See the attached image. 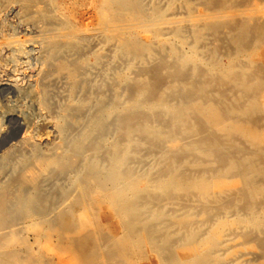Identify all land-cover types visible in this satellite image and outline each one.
Returning <instances> with one entry per match:
<instances>
[{
  "label": "bare ground",
  "instance_id": "1",
  "mask_svg": "<svg viewBox=\"0 0 264 264\" xmlns=\"http://www.w3.org/2000/svg\"><path fill=\"white\" fill-rule=\"evenodd\" d=\"M3 1L0 0V4ZM25 1L28 3L27 5H30L33 0ZM200 1L204 8L198 15V21L193 28V36L198 47H195L191 53L187 52L188 54L184 55L185 51H183V54L181 53L182 50L180 52V49H184L180 44L182 48L178 47L179 50L173 44L168 45L165 42H161L155 47L151 42L142 43L138 35L151 33L155 38H158L169 30L171 32L169 33L174 37L184 40L186 38L187 19L185 17L188 15L187 13H185L187 14L185 17H173L170 14L172 5L165 7L159 1H155L151 5L149 15L140 16L136 12L138 6L136 0H105L104 8L110 10V15L101 18L97 26L87 25L86 29L94 30L131 56L143 55L146 58L149 55L152 58L156 53H162L160 60L147 68L146 71H141L143 73L140 72L141 76L138 75L139 72L136 73L133 70L132 73L134 72V75L136 73L139 77L132 79L133 76L131 77L127 73L122 74V79L130 84L128 86L132 89L130 94L132 93L134 100L132 103L129 102V105L124 106L126 113L122 117L121 115L118 116L121 119H117V122L114 121L113 124H118V129L124 127L123 136L127 137L128 143L132 142L135 136L143 134L150 137V141L144 139L146 144L155 141L153 143L155 146L161 143L166 144L169 147V150L168 148L165 149L167 154L164 153L167 156V164L165 166L162 162L163 166L161 167H165L164 170H160L161 173H158V170V175L156 173L154 177L145 179V184L142 187L138 180L136 181L137 177L133 178V173H128L124 169L123 160H127L126 157L133 156L134 153H131L128 144L127 148L120 145L121 140L123 141L124 138L121 139L113 152V162L112 165L109 164L111 167L108 168L107 173L105 175L100 174L91 182H87L89 185L84 184L88 186L83 185L81 187L79 198L73 204H70L69 208L67 207L65 214L62 215L61 213L58 220L52 222V225L42 224L41 221L38 224L35 222L36 224L30 226V229L27 227L35 235L33 242H30L24 234H21L18 227L17 230H14L13 227L9 231L10 228L7 230L4 226L7 231L4 228H2V231L0 230V264H224V259L217 254L225 247L224 237L228 232H234L241 227H247L251 230L258 229L263 234V236L259 235L258 238H255L257 234L252 235L251 231L249 234L246 232V237H242L245 240L242 241L244 243H239V245L243 244L244 249H248L257 255L260 264H264V0ZM165 5L167 4L165 3ZM48 12L49 16L46 17L49 23L53 25L54 32L53 35L51 34V36L44 39L48 59H54L70 48H77L89 38L87 35L82 36L71 26L59 27L53 17L55 15L52 14V9L49 8ZM58 35L63 39H56ZM9 38L14 40L12 37ZM7 41H9L8 38ZM14 43H17V41ZM94 49L92 48L90 51L92 52ZM204 50L209 52L207 58L203 57L204 54L202 55ZM94 53L96 54V51ZM165 53L174 58L172 61L180 62L177 65H174L175 61H173L174 63L168 62ZM107 54L106 56H108ZM138 60L137 62L141 59ZM97 62L99 63V60ZM77 65L74 62L67 63L64 61L61 64V69L68 71L76 79ZM104 66L106 65L104 64ZM118 69L122 70L121 68ZM108 74L110 78L113 72L111 75ZM113 79L115 78L113 77ZM114 81L112 82L114 83ZM33 90L30 91L33 93ZM84 93L87 92L84 91ZM175 95L177 100L173 101L172 96ZM59 97L61 99V96ZM103 108L102 110H104ZM70 109L66 107L63 110L64 114L69 115ZM104 113L102 112L103 115L96 118L95 123L93 121L95 126L103 124ZM165 117L167 121L163 122L170 125L167 128H164V123L161 121ZM153 119L154 121L155 119L160 120L158 124L163 125V127H153V124L150 126ZM109 129L111 128L109 127ZM115 129L117 130V128ZM118 132L121 135L122 131L119 130ZM88 135L78 142V146L84 143ZM185 135L197 136L198 138L193 143L188 141L190 144L186 142L188 145L181 147L180 141ZM120 138L118 137V139ZM27 140V142H30L29 139ZM31 144L30 142V146ZM134 145L136 144H132L133 147ZM154 145L153 147H155ZM178 151L182 152L183 156L189 152L188 156L191 153L193 158L197 156L193 153H197L207 160L217 161L219 167L215 171L212 170L214 167L212 169L208 165L204 167L205 170L209 169L214 172L210 177L190 176L182 169V166L193 161L181 157ZM62 154L57 152L51 156L38 155L35 158L36 165L34 168L30 167L28 175L16 178L13 176L15 179H12L4 192H0V229L13 219L9 215H4V213L10 211L9 208L12 203L7 189L11 188L12 185H18L17 197L19 202L24 205L28 196L24 195V187L26 188L27 185L37 188L40 175L48 169L52 170V167L56 164L59 165ZM162 156L163 154H161V158ZM164 157L163 159H165ZM66 159L63 163V160L61 161L62 165L61 163L59 165L62 166V169H66L69 164H73V162L70 163L72 158ZM131 167L135 168L132 165ZM193 192L205 200L220 198L224 195L230 196L229 201L232 200L231 202L236 204L234 208L238 217L235 216L236 219L234 218V220L228 217L217 218L214 220L215 224L211 225L210 228L208 227V232H204V230L191 231L180 243L171 242L166 235L156 240L153 235L154 231L158 230L157 228L155 230L157 224L155 223L154 226L152 222L151 224L143 222L142 206H145L143 205L144 198H148L149 201L159 198L160 201L163 196L159 197V195L161 196L162 193H168L167 195L170 196H184V194ZM142 193H145V197ZM21 196L22 198H20ZM170 196L168 199H170ZM41 197L44 196L41 195ZM43 200L46 199L43 198ZM52 201H50L51 204ZM232 203L230 206H233ZM149 206H145L146 211ZM222 206L223 204L220 207ZM32 208L30 206V209ZM77 208L81 211L79 216L77 215ZM23 210L25 211V209ZM240 210H244L245 213L239 214ZM208 211L204 212L202 221L213 223L214 217L210 216ZM35 212H37L36 209ZM29 213L30 210L28 215ZM76 215L78 219H76ZM36 217L37 215H35ZM145 219L147 220V218ZM178 222L186 227L192 222L191 216H181ZM159 223L161 224V222ZM185 224L187 225L185 226ZM168 226L170 227V225ZM4 230L6 233H2ZM52 236L57 238L56 242L52 241ZM256 239H258V243H255Z\"/></svg>",
  "mask_w": 264,
  "mask_h": 264
},
{
  "label": "rangeland",
  "instance_id": "2",
  "mask_svg": "<svg viewBox=\"0 0 264 264\" xmlns=\"http://www.w3.org/2000/svg\"><path fill=\"white\" fill-rule=\"evenodd\" d=\"M155 1H159L165 7H167L168 5H172L170 14L173 17L181 18V17H185L188 14L187 15L188 17L187 16L185 17L187 19L186 38L184 40L176 38L172 34H170L171 32L169 30H167L162 36L158 38H155L151 33L147 35L139 34L138 35L139 40L144 44H147V42H151L155 47H157L161 42H165L168 45L173 44L177 48L183 47L185 50L180 48H178V50L180 49V52L182 50L181 52L182 54L183 51H185L184 55L191 53V51L195 47H198L195 38L193 36L194 35L193 28L196 22L198 21V15L201 13V11H203L204 8L201 5V1L200 0H190V1L167 0L166 2V0H138V1L136 0L137 2L136 4L138 5L136 9L137 14L140 16L149 15V12L151 10V5ZM104 2L105 0H33L30 3V5H27L28 3L25 0H4L0 4V126H1L0 128V192L2 193L6 190L7 185H9L10 182H12V179H15L18 176L28 175L30 167L32 168L35 167L36 165L35 158L38 155L51 156L53 153L55 154L57 152H61L63 154L61 156L62 158L60 160V163L62 160L63 163L66 158H68L66 160L72 158L70 163L73 162V164H69V167H67L66 169H62V166L60 167L59 166L60 163H59V165L56 164V166L52 167V170L48 169L46 172H43L44 174L42 173L40 175L39 186L37 188H33L31 186L26 185V188L24 187L23 189L24 195H28L27 202L25 203L26 205L24 204L25 206L23 205L22 202L21 203L19 202V199L17 197L18 196L17 190H19L18 185L16 186L12 185V187L9 188L10 190L7 189V192L9 193V196L12 201L11 206L12 204H14V206H12V208L10 206L9 208L10 211L8 213L6 212V214L4 213V215L6 216L9 215L13 219H11L9 223L7 222L6 224H4L0 230L2 231V228H4V226L7 230L10 228L9 231H11L13 227L14 230L15 229L17 230L18 227V230L21 231L20 233L24 234V236L27 237L30 242L34 241L35 235L32 232H30V230L28 229H30L33 225H35L36 223L38 224V222L41 221L43 222L42 224L52 225V222H56L58 220V217H60V214L61 213L62 215L65 214L67 209L69 208L68 206H70V204H73L79 198L80 196L79 194H81V187L84 184H86L89 181L91 182V180L95 179V177H99L98 175L100 174L105 175V173H107V171L109 170L108 168L111 167L113 162V157H114L113 152L116 150V146L120 143L121 139L124 138L123 141L121 140L120 145L123 148H125L124 146H126L127 148V144H128V147L131 148L130 149V151H132L131 153L132 154L134 153L133 156L129 155L126 157L128 161L123 160L125 165L124 166L125 168L124 167L123 168L127 170L128 173H133L132 177L133 178L137 177L136 181L138 180V182L142 187L143 184H145V179H149V177H154L155 176L154 174H156L158 170L159 171L164 170L165 167L164 168L161 167L163 166L161 164L162 162L163 164H165V166L167 164V156L164 155V153L167 154L166 150L167 148L169 150V147L166 144L161 143L155 146L153 143H155L156 141L152 138L153 141L155 142L153 143L150 142L151 144L148 142L147 145L146 140L144 139H148L150 141L149 139L150 137L149 136L146 137V135L143 134H139V135H143L141 137L139 135L135 136L134 140L132 142H129L130 143L129 144L127 141L128 140L127 137L123 136L124 127L123 128L120 127L122 129L121 130L120 128L118 129V124L115 125L113 124L114 121L117 122V119H121L118 118V116L120 117L121 115L122 117V115L126 113L124 110L125 109L124 106H126L127 104L129 105L130 104L129 102L132 103L134 100L133 99L134 96H132V93L130 94V92L132 91L131 87L128 86L130 84L122 79V74L127 73L131 77L133 76L132 79L141 76L142 75L141 73H143L141 71L143 70L146 71L147 68L153 66L158 60H160L159 58L162 56V53H160L161 55L156 53L155 56L157 57V59H155L156 58L155 56H153L152 59L149 55L146 56V58L143 55L131 56L130 54H127L125 51L120 50L114 43L107 41L101 35L97 34L94 30L92 31L86 29L87 25L97 26L101 18L104 17L106 18L110 15L111 13L110 10L104 8ZM165 3L167 5H165ZM49 8L52 9V14L56 16L53 17L55 21L58 23L57 25L59 27L63 28L65 25L71 26L72 28L77 30L82 36L87 35L89 37L77 48L74 49L70 48L54 59L47 58L46 48L44 46L45 45L44 39L51 36V34L52 35L54 34L52 29L53 25H51L47 19V17L49 16V12L47 13V10ZM178 12L181 14H179ZM188 28L190 29V31ZM165 36L170 38H166ZM9 37H12L15 41L11 40V38ZM56 37H57L56 39L58 40L63 39L59 35ZM7 38L9 41L10 40L12 41V42L10 41L12 46L10 45L9 41H7ZM101 39L103 40L101 41ZM6 41L7 43H5ZM16 41L17 43H14ZM37 41H39L40 43ZM104 43L107 44L105 45ZM92 48L95 49L94 51L91 52L90 49ZM95 51L96 54L94 53ZM93 53L97 56V58H95L96 56ZM208 53H209L208 50H204V52L202 51V55L204 54L203 57L207 58ZM80 54L82 55V57H80L81 56ZM106 54L108 56H106ZM111 54L113 55V57ZM165 55H166L165 56L166 60L168 62L172 63L173 61H175V60L172 61V59L174 58H171L169 54L165 53ZM137 59L139 60L141 59V60L140 61L138 60L139 62H137ZM74 60L76 61V63ZM98 60L99 63L97 62ZM64 61L67 63L74 62L75 65L78 64L76 79H74L71 73L61 69V64ZM179 62L180 61H175V63L174 62L173 63L174 65H177V63ZM50 64H52L53 66H51ZM104 64L106 66H104ZM101 65H103L104 67ZM127 65L129 66V68ZM48 66H49V70H48ZM112 66L114 67V70ZM123 66L126 68H124ZM118 68H121L122 70ZM53 69H55L54 72ZM50 70L52 72H48ZM132 70L135 71L136 73L139 72L138 73L139 76L136 75V73L134 75V72L132 73ZM108 73H110V75L112 74L110 78ZM43 77L45 78L42 79ZM113 77L115 79H113ZM112 81H114V83ZM45 83L46 84L48 83V85H46ZM108 83L109 84L112 83V84L109 85ZM31 85H33L34 87ZM106 86L107 87L110 86V87L107 88ZM32 87L34 90L31 89ZM129 87L131 90L129 89ZM30 90H33L34 92L36 91L37 93L36 92L32 93V91ZM97 90L100 92H98ZM84 91L87 93H84ZM31 95L33 96L35 95V97L37 96V98ZM58 95L61 96V99ZM172 100L176 101L177 96L176 95L172 96ZM66 107L67 108L69 107V109L71 108L70 109L71 112L69 115L64 114L63 110ZM102 108L104 110H102ZM102 112L103 113L105 112L103 119L104 122L100 126L98 125L95 126V124H93V121L95 123L96 118L103 115L101 114ZM165 120L167 121L166 117L161 121L163 122ZM155 121L153 119L152 122H150L151 123L150 126H152L153 124V127H163V125L158 124L160 120L155 119ZM165 122H163L164 128L170 126ZM109 127L111 129H109ZM115 128H117V130ZM119 130L122 131L121 135L118 132ZM86 135H88L87 139L84 140V143L78 146L79 145L78 142ZM118 137L121 138L118 139ZM185 137L183 136L181 138L180 141L181 147L187 146L189 142L193 143L198 138L197 136L193 137L186 135ZM27 139H29V141L32 143L31 146H30V142H27L28 141ZM139 142L141 143L140 145L138 144ZM134 143L136 145H134L133 147L132 144ZM152 144L155 147H153ZM93 146H95L94 149ZM158 146L159 147L161 146V148L163 149L159 148ZM134 149L136 150V152ZM156 149H158L159 151ZM154 151L157 154L153 153ZM181 153L180 156L182 157L183 154ZM188 153L189 152H187V154L184 153L185 156L183 157L188 158L190 159V161L193 162L184 164L182 166V169L185 170V172L190 176L210 177L214 174L213 171L217 170L218 169L217 167H219L217 161L207 160L206 158L201 157L197 153H193L197 155V156L195 155L196 157L193 158L192 157L193 155H191L190 153V156H188ZM70 154L75 158L71 157ZM161 154H163L162 158H161ZM163 157L165 159H163ZM126 161L129 162L128 163L129 165L127 164ZM131 165L135 168H132ZM206 165H208L211 169L214 167L212 169L213 171L209 169L205 170L204 167ZM159 171L158 173L162 172ZM158 173L156 175H158ZM87 184L89 185V183ZM88 185H84V186H88ZM142 194L145 197V193ZM162 194L161 196L159 195V197L163 196L162 198L164 199L161 198L162 200L160 199V201L159 198L153 199L154 202L149 201L148 198L145 199L143 197L145 201L143 205H145L146 207L150 205L147 211L145 209L146 207L142 206L143 222L146 224H151L152 222L154 226L157 224L155 230L157 229L159 230L160 228H162L160 229V231L158 230L154 231L153 236L154 238H156V240L161 239L163 235H166L167 238L171 240V242L180 243L181 240H184L191 233V231L204 230V232H208L211 225L215 224L214 220L217 218L223 219L228 217L229 219L233 218L232 220H234L235 216L236 218L238 217L237 211H235L234 208L236 204H233L231 202L232 200L229 201L230 200L229 198L231 197L228 195L221 196L220 198H212L209 199L210 200L209 201L203 199L201 196H199L197 193L195 194L194 192L191 194H184V196L183 195L170 196L167 195L168 193L167 194L162 193ZM41 195L44 197H41ZM169 196L170 199H168ZM173 196L174 198H172ZM223 197L227 199H224ZM20 198H22V196ZM43 198L46 200H43ZM173 199H175L176 201L175 200L173 201ZM224 200L226 201V203ZM227 200L230 202V204ZM50 201H52V204ZM28 203L32 205H29ZM231 203L233 204V206H230ZM221 204H223L222 207H220ZM30 206L33 208L30 209ZM203 206L205 207L203 208ZM27 207L28 209H26ZM23 209H25V211ZM35 209L37 212H35ZM39 209H41L42 211L41 210L39 211ZM29 210L30 213L28 215ZM77 211H78L77 215L79 216L81 211L79 210V208H77ZM206 211L209 212L210 216L214 217L213 223L212 222L206 223L202 221L204 212ZM21 212H25V213L22 214ZM244 213H245L244 210L239 211V214H244ZM19 214L22 215L23 217L20 216ZM35 215H37L36 218ZM77 215H76V219H78ZM184 215L191 216V220H192L190 224L188 225L185 224V226L187 225L186 227H184V224H180L178 222V219ZM144 217L147 218L148 221ZM34 218L35 220L33 221ZM159 222H161V224ZM168 225H170V227ZM27 227L29 228L27 229ZM5 230L2 233H6ZM250 231L252 235L257 234V236L255 235V238H258L259 235L263 236V234L258 229L251 230L250 228L247 227L238 228L234 232H228L225 235L224 237L225 247L219 251L220 254L217 253L220 257L224 259L225 262L224 264H226V262L227 264H260L259 260L257 259V255L253 254L248 249H244L243 244L239 245V243H244L242 241H245L243 239L246 237L247 234L250 233ZM246 232L247 234L245 235ZM52 241L56 242L57 238L55 236H52ZM255 243H258V239L255 240Z\"/></svg>",
  "mask_w": 264,
  "mask_h": 264
}]
</instances>
